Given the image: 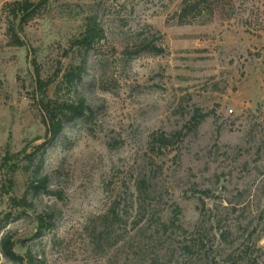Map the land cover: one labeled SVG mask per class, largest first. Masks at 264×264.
Listing matches in <instances>:
<instances>
[{
  "label": "rangeland",
  "instance_id": "374dc122",
  "mask_svg": "<svg viewBox=\"0 0 264 264\" xmlns=\"http://www.w3.org/2000/svg\"><path fill=\"white\" fill-rule=\"evenodd\" d=\"M209 1L0 0V165L21 166L0 168V239L22 264H264V0ZM88 18L103 36L72 47ZM36 70L93 115L50 140Z\"/></svg>",
  "mask_w": 264,
  "mask_h": 264
},
{
  "label": "trees",
  "instance_id": "16d2710c",
  "mask_svg": "<svg viewBox=\"0 0 264 264\" xmlns=\"http://www.w3.org/2000/svg\"><path fill=\"white\" fill-rule=\"evenodd\" d=\"M210 1L209 0H197V3L190 4L189 0H184L183 7H182V16L181 19H186L188 17V14L198 11L195 17L201 16L202 11L198 10L197 6L198 4H204L205 6L207 5V14L212 13V10L209 6ZM16 10H13V16L14 19L18 22L25 25L28 22H30L37 14V11L40 7L39 4H35L33 2L29 1H22V2H16L15 5ZM195 12V13H196ZM196 19V18H194ZM10 29V28H9ZM12 35H13V42L16 45H23V42L20 41V37L18 32H20L15 26V28L12 29ZM103 36V32L97 27L94 21H92V18H88V22L86 24L85 30L81 33V35L77 38L71 41V46L72 47H79L82 49H88L90 48L95 40ZM80 75H81V68H77V70H71L68 71L65 74V80L64 82L67 83L68 85H76L77 82L80 81ZM36 80H35V87L34 89L39 92V99H38V107L39 110L42 113V121L45 127V130L48 134V138L50 140L56 139L62 132H63V127L65 122L71 121L75 118H88L93 115V110L86 106L84 103V100L82 98H77L74 102H69L68 100H63V99H52L47 96V90L50 86L51 80L49 81H43L40 79V73L38 70H36L35 74ZM158 143L161 145V147L167 148L168 145H170V139L167 138L164 134H161L158 136L156 139ZM42 146H38V149L41 148ZM25 159L32 160L31 157L28 155L27 157L25 156ZM11 161V159L5 158L2 160V164L0 165V168H7L9 169L8 163ZM21 162V161H20ZM41 157L39 159V167L41 165ZM20 163L15 164L11 167V170L9 169L7 171L8 173H11L10 176L14 175L17 170L20 169ZM37 173V171H35ZM9 176V177H10ZM8 176H4V182L8 181L9 186L11 185V182L13 183V178L7 179ZM8 186V187H9ZM30 193H39L42 192V194L46 195H54V192L50 189H48L47 186V179L45 177L37 178L36 179V184L35 183H30V186L28 187ZM27 193V192H26ZM11 202L17 206L21 207L23 209L25 208H31V204L28 202L27 195H23L19 201L15 199H11ZM8 215V214H7ZM6 215V217H7ZM37 222L40 223V225L46 224L48 227H51V224L48 222H45V219L42 217H39L37 219ZM5 226L0 225V233L3 231ZM13 242L11 241L10 236L8 233L5 236H2L0 239V247L1 250L3 251L4 255L10 259L13 262H18L22 264L24 262V259L18 255H16L13 252ZM26 263L27 264H34V261L31 257V255H28V258H26Z\"/></svg>",
  "mask_w": 264,
  "mask_h": 264
}]
</instances>
